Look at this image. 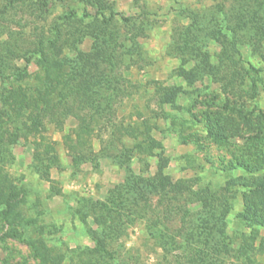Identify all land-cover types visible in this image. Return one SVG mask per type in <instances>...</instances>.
I'll use <instances>...</instances> for the list:
<instances>
[{
    "label": "rangeland",
    "instance_id": "1",
    "mask_svg": "<svg viewBox=\"0 0 264 264\" xmlns=\"http://www.w3.org/2000/svg\"><path fill=\"white\" fill-rule=\"evenodd\" d=\"M263 30L264 0H0V264H264Z\"/></svg>",
    "mask_w": 264,
    "mask_h": 264
},
{
    "label": "trees",
    "instance_id": "2",
    "mask_svg": "<svg viewBox=\"0 0 264 264\" xmlns=\"http://www.w3.org/2000/svg\"><path fill=\"white\" fill-rule=\"evenodd\" d=\"M264 31V30H263ZM217 34L218 33H220L219 35H221V32L220 31H218V32H216ZM224 38H225V36H224ZM226 39L228 40V37L226 36ZM233 42V46H235V44L238 42L237 41V37H236V35H233V39H231ZM223 43V42H222ZM225 48V47H224ZM232 61H234V60H232ZM211 134H213L215 137H217V135H215V133L213 132V131H211ZM12 136H13V134H12ZM12 136H10V137H12ZM225 139H227V138H225L224 136H221V140H225ZM10 141H11V139H10ZM5 143V135L4 134H0V147H1V145H3ZM2 154V152H1V148H0V155ZM4 159V157H1L0 158V161H2ZM3 181V180H2ZM4 182H2V184H3ZM0 188H1V186H0ZM186 189H188V186H186ZM190 191H191V188H190ZM195 194V193H194ZM5 195V194H4ZM198 194H196V196H197ZM11 196H13V194H11ZM12 214H9V212H6L5 213V217L6 218H10V216H11ZM98 249L99 248H102L103 247V245L101 244V242H98ZM245 246H241V248L239 249L240 250V252L241 253H243L244 255H246V256H249L250 255V253H253V254H260V253H262L263 251H264V246H262V247H260V248H255L254 247V245H251V244H249V245H247V247H245ZM40 256L42 257V259H43V264H62V261H63V257L62 256H57V257H54V256H51L48 252H47V250H46V253L45 254H40Z\"/></svg>",
    "mask_w": 264,
    "mask_h": 264
}]
</instances>
